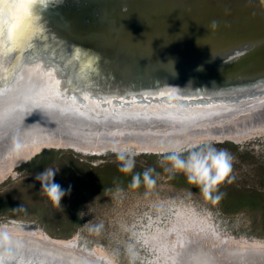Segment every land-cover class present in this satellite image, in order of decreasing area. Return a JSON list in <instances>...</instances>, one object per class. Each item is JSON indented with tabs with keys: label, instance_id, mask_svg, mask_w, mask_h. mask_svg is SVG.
<instances>
[{
	"label": "water",
	"instance_id": "water-1",
	"mask_svg": "<svg viewBox=\"0 0 264 264\" xmlns=\"http://www.w3.org/2000/svg\"><path fill=\"white\" fill-rule=\"evenodd\" d=\"M33 15L38 46L0 73V129L55 119L160 133L264 111V0H55Z\"/></svg>",
	"mask_w": 264,
	"mask_h": 264
},
{
	"label": "rangeland",
	"instance_id": "rangeland-1",
	"mask_svg": "<svg viewBox=\"0 0 264 264\" xmlns=\"http://www.w3.org/2000/svg\"><path fill=\"white\" fill-rule=\"evenodd\" d=\"M161 133L108 135L109 141L117 144L101 148L94 146V141L88 146L49 145L14 163L13 169L0 178V233L33 234L69 247L75 242L88 257L96 258L93 251L106 253L112 264H159L160 258L144 244L141 232L149 222L164 225L170 216V235L177 234L171 223L173 212H189L188 220L205 221L210 225L207 229L218 232L230 244L264 246V222L259 211L226 214L219 200L206 198L199 188L188 184L182 172L165 171L170 167L166 160L170 150L186 154L212 145L227 150L232 157V170L222 184L239 192H264V130L233 141L200 136L198 141L180 148H149L169 143L170 139ZM51 149L62 153L48 166H26ZM121 154L135 159L132 173L119 171ZM47 167L59 169L54 182L66 193L60 206L40 193L41 185L35 179ZM146 168L155 169L156 183L151 188L143 183L130 188L132 175ZM189 235L199 233L195 230ZM167 259L162 258L160 263L167 264Z\"/></svg>",
	"mask_w": 264,
	"mask_h": 264
},
{
	"label": "bare ground",
	"instance_id": "bare-ground-1",
	"mask_svg": "<svg viewBox=\"0 0 264 264\" xmlns=\"http://www.w3.org/2000/svg\"><path fill=\"white\" fill-rule=\"evenodd\" d=\"M49 120L48 122L43 119L19 120L0 129V178L13 169L14 163L37 154L45 146L61 144L88 146L94 141L93 145L101 148L117 144L116 141H109L108 135L157 134L154 129L141 132L129 129L112 131L69 121ZM206 126L207 128L201 130L194 128L187 129L188 131L169 127L167 131L160 132L170 139L169 143L155 144V147L149 145V148H180L198 141L200 136L232 140L252 136L264 130V111L250 113L247 111L235 118H227L224 122ZM178 132L186 133L184 136H174ZM29 140H31L30 144L27 143ZM208 226L210 225L205 221L191 218L185 221L184 226L176 227L175 238L178 240L187 238L191 231L201 232L199 236L189 235L190 248L187 250V256L190 264H262V261L264 262V254L260 253L264 246L230 244L218 232L207 229ZM179 228L182 230H177ZM200 237L210 244L197 242ZM9 258L20 264H98L85 254L71 250L67 245L17 231L0 233V259Z\"/></svg>",
	"mask_w": 264,
	"mask_h": 264
},
{
	"label": "clouds",
	"instance_id": "clouds-1",
	"mask_svg": "<svg viewBox=\"0 0 264 264\" xmlns=\"http://www.w3.org/2000/svg\"><path fill=\"white\" fill-rule=\"evenodd\" d=\"M204 27L207 29V35H211V29L218 27V22L211 21L208 26ZM205 36L197 40V45L208 46L211 49L210 45H200L198 43ZM118 159L122 162L119 171L124 174L132 173L135 167V159L133 157L126 158L122 154L118 156ZM166 160L170 165L169 168H165L166 172H182L188 184L199 188L206 198L217 201L221 198L222 194L213 196V193L218 192L219 186L226 180L232 170V157L227 150L218 149L212 145L190 150L186 154L181 151L170 150L166 155ZM58 171L59 169L53 167L44 168L42 172L35 175V179L41 185L40 193L45 195L54 205L60 206V202L66 193L59 184L54 182V177ZM154 172V168H146L142 173H135L132 175L129 187L136 189L143 183L146 187L151 188L156 183L153 177Z\"/></svg>",
	"mask_w": 264,
	"mask_h": 264
},
{
	"label": "snow or ice",
	"instance_id": "snow-or-ice-1",
	"mask_svg": "<svg viewBox=\"0 0 264 264\" xmlns=\"http://www.w3.org/2000/svg\"><path fill=\"white\" fill-rule=\"evenodd\" d=\"M53 2L55 0H0V73H3L6 61L18 71L21 59H27L31 51L38 46L39 40L29 31L34 27V5ZM5 4L15 12V15L9 13L11 19L5 16ZM42 31V28L35 26L37 34Z\"/></svg>",
	"mask_w": 264,
	"mask_h": 264
},
{
	"label": "flooded vegetation",
	"instance_id": "flooded-vegetation-1",
	"mask_svg": "<svg viewBox=\"0 0 264 264\" xmlns=\"http://www.w3.org/2000/svg\"><path fill=\"white\" fill-rule=\"evenodd\" d=\"M173 214H174L173 217H171V223L175 227L184 226L185 221L187 220L186 217L189 214V212H185V213L173 212ZM169 217L170 216L167 217V219H169L167 221L169 222L164 223V225H161L160 222H158L157 224H154V222H149L147 228L143 230L144 232H141V237L143 239V242L155 253L156 257L160 258L159 260H157L159 264H161L160 260L164 257L168 258L167 264H190L187 256L188 254L187 250L190 248V242H189L190 236L187 235L186 236L187 238L178 240L175 238V234H174L175 232H173V234L170 235ZM159 220H161V218ZM177 230L181 231L182 229L179 228ZM204 234H206V232H204ZM197 240H198L197 242L199 243L200 242L207 243L206 240H203V238L201 237ZM69 248L73 251H77L87 256V252L79 250L75 242L71 243V246ZM93 254L96 255V258L88 257V256L87 257L98 264H112L109 262L106 253H102L101 251H93Z\"/></svg>",
	"mask_w": 264,
	"mask_h": 264
},
{
	"label": "trees",
	"instance_id": "trees-1",
	"mask_svg": "<svg viewBox=\"0 0 264 264\" xmlns=\"http://www.w3.org/2000/svg\"><path fill=\"white\" fill-rule=\"evenodd\" d=\"M60 153H62L61 150L55 149L45 151L38 154L31 162L27 163L26 166L30 169H33L34 166L46 167L48 164L52 163L54 157L58 156ZM179 178L184 179L182 176ZM225 185L221 184L218 188V192H215L216 195L222 194L219 201L223 212L226 214H237L246 209L255 212L259 211L261 219L264 222V192L259 189H253L249 192H239ZM67 229L70 230L71 227H68Z\"/></svg>",
	"mask_w": 264,
	"mask_h": 264
}]
</instances>
